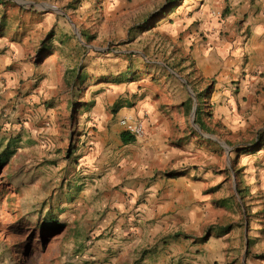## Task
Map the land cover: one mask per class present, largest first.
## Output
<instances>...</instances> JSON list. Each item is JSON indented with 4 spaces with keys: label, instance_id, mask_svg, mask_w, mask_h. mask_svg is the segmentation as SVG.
Listing matches in <instances>:
<instances>
[{
    "label": "crops",
    "instance_id": "0c3cea01",
    "mask_svg": "<svg viewBox=\"0 0 264 264\" xmlns=\"http://www.w3.org/2000/svg\"><path fill=\"white\" fill-rule=\"evenodd\" d=\"M170 1L179 3L174 9L171 7L169 13L163 10L159 16H152L150 9L141 7L148 0H32L28 2L31 8L0 4V110L7 103L27 104L32 120L39 126L47 123L45 132L38 129L35 133V136H46L41 137L46 140L41 142L44 143L42 148L49 145L50 151L57 150L56 145H50V139L58 140L59 114L63 112V116H67L72 104L69 93L75 89L78 74L82 79L86 75L82 71V61L87 57V53L82 52V35L89 37L93 44H83L85 50L109 56L115 51L101 54L105 48L98 47L109 45L121 36L136 42L137 33L159 29L165 31L167 40L174 44L177 53L171 60L180 64L184 74L191 75L193 68L189 64L193 62L195 73L189 82L194 86L193 80L200 81L197 94L202 96L201 103L205 98L210 100L213 121L234 136L247 137L248 146L253 145L258 134L264 132V0ZM100 2L104 11L98 30L93 35L83 33L82 16L96 13V4ZM11 11L22 12L23 21L12 25L10 18L7 19ZM171 14L176 15L171 17ZM27 19L32 20V25L25 26ZM107 30L112 39L103 36L102 32ZM124 56L116 55L117 58ZM141 58L146 61L143 55ZM106 78L93 79L99 97L93 99L89 107L88 103L84 105V133L79 139L82 164L99 170L102 162L107 165L113 162L124 166L125 172L132 170L133 184L125 190L132 201H144L148 216L162 223L160 228L165 227L169 239L184 238L198 246L195 237L179 231L213 226L214 232L203 245L208 246L213 233L221 230L222 234L217 237L222 240L223 250L230 239L233 248H240L241 230L235 229L234 224L221 222L235 223L236 220H231L234 216L230 213V197L217 195L221 189L214 187L217 183L208 185L209 176H214L211 168L205 169L202 179H197L201 181L194 183L191 172L184 173L175 167L174 160L179 154L165 142L172 138L185 140L187 134L184 118L182 114L177 118L173 111L177 105L169 102L167 90L160 89L157 80L150 82L143 75L128 70ZM87 88L91 89V83ZM204 89L208 97L201 93ZM180 102L178 106L185 108L187 100ZM122 119L143 122L145 139L124 144ZM177 125L182 127L175 132ZM141 157L145 158L142 165ZM237 163L241 189L250 193L246 202L259 203L254 210L258 212L264 205V144L254 153L239 155ZM229 170V166L226 171L222 170V176L228 175L223 179L225 182ZM108 175L113 177L111 173ZM184 199L191 202V209L183 213L179 206ZM184 219L189 224L184 226ZM227 227L230 229L226 230ZM177 234L183 236L175 237ZM244 237H247L246 230Z\"/></svg>",
    "mask_w": 264,
    "mask_h": 264
},
{
    "label": "rangeland",
    "instance_id": "374dc122",
    "mask_svg": "<svg viewBox=\"0 0 264 264\" xmlns=\"http://www.w3.org/2000/svg\"><path fill=\"white\" fill-rule=\"evenodd\" d=\"M2 1L8 7L31 8L28 2L32 0ZM169 1L148 0L141 7L150 9L152 16H159L163 10L169 13L171 7L179 3L170 4ZM102 3L96 4V13L82 16L83 33L93 35L98 30L97 25L104 11ZM21 15L22 12L16 14L11 11L7 19L10 18L12 25H16L23 21ZM28 21L25 26L32 25V20ZM70 21L76 25L71 17ZM102 33L106 39H112L109 30ZM137 36L139 40L136 42L128 41V36H121L109 45L96 46L105 48L104 52L100 51L101 54L115 51L112 55L101 56L83 48V44H93L89 37L82 35V52L84 55L87 53L85 61H82V71L87 76L83 75L82 79V75L78 74L75 89L69 93L72 104L67 116H63V112L59 114L56 126L58 140L50 139V145H56L57 150L50 151L49 145L42 148L44 143L41 142L46 140L41 137L46 136H35V133L38 129L45 132L47 123L43 119L39 126L32 120L27 104L7 103L0 110V155L7 148L17 151L0 165V264H264V205L254 212L260 204L251 200L246 202L250 193L241 189L240 166L237 163L239 154L233 151L238 146H248L250 140L245 136H234L221 124L215 123L208 98L199 104L197 93H200V81L193 80L194 86L189 82L195 73L194 64L190 61L193 70L191 75H187L180 69V64L171 60L177 52L174 44L167 40L165 31L151 29L146 33H137ZM117 54L126 56L117 58ZM134 54L137 57H132ZM142 55L146 61L142 60ZM137 66L140 68L136 70ZM127 70L143 75L150 82L157 80L156 85L167 90L169 102L177 105L173 111L177 118L181 114L184 118L186 139L172 138L165 145L176 149L179 156L174 160L175 167L184 173L191 172L192 182H200L197 179H202V172L211 168L214 176H209L208 185L217 183L214 187L221 188L217 195L220 198L230 197V213L234 216L231 220H236L235 223L228 220L221 222L234 224L235 229L241 230L240 248H233V240L230 239L226 242V250H223L222 240L217 237L222 234L221 230L213 233L208 246L204 243L197 246L184 238L182 241L169 239L165 227L160 228L162 223L148 216L144 201H132L125 190L133 184L132 170L125 172L124 166L113 162L112 165L102 162L98 170L80 161L82 151H79V139L84 133V105L88 103L89 107L93 99L99 97L96 80L93 79L103 81L112 73ZM88 83H91V89L87 88ZM205 89L201 93L208 97L204 94ZM184 99L188 103L185 108L178 106ZM189 99H192L191 103ZM195 103L198 107L201 105L205 112V130L192 123ZM189 106H192L191 110ZM180 127L177 125L175 132ZM139 161L142 165L145 158L141 157ZM228 166L230 175L225 182L223 179L228 175L222 176V170L225 168L226 171ZM108 173L113 177L110 178ZM179 209L183 213L189 211L191 202L184 199ZM54 220L60 223V228L54 229L49 224ZM182 224L185 226L189 222L184 219ZM212 227L200 226L179 232L200 241L214 232ZM245 230L247 237H244ZM251 230L253 234H250Z\"/></svg>",
    "mask_w": 264,
    "mask_h": 264
},
{
    "label": "trees",
    "instance_id": "16d2710c",
    "mask_svg": "<svg viewBox=\"0 0 264 264\" xmlns=\"http://www.w3.org/2000/svg\"><path fill=\"white\" fill-rule=\"evenodd\" d=\"M5 2L0 0V4H2ZM175 2L174 1H170V4H174ZM176 5H173L172 8L174 9ZM157 18V17H156ZM198 101H199V104H201V95L198 94ZM188 102H192V99H189ZM188 104V103H186ZM189 109L191 110L192 109V106L190 107L189 106ZM205 115V112L203 111V109L201 108V105L198 107V110H197V115H196V125H198L200 127L201 130H205L206 129V125L205 123L203 122V117ZM264 132H260L258 134V140L253 144V145H250V146H238L236 147L233 151L236 153V154H239V155H242V154H247V153H254L258 150H260L264 144ZM136 139L135 137H133L132 135L128 134L127 132H124L122 134V141L124 144H129V143H132L134 142ZM17 151L16 150H11L10 148L6 149L1 155H0V165L2 163H4L6 160L10 159ZM50 225L53 226L54 229L56 228H60L61 225L60 223H58L57 220H54V221H51L49 222ZM230 227H227L226 230H229ZM179 236H183L181 234H177L175 235V237H179ZM185 238H190V237H187L185 236ZM208 241V235L201 238L200 241H196V243H205Z\"/></svg>",
    "mask_w": 264,
    "mask_h": 264
},
{
    "label": "built area",
    "instance_id": "2783aa9c",
    "mask_svg": "<svg viewBox=\"0 0 264 264\" xmlns=\"http://www.w3.org/2000/svg\"><path fill=\"white\" fill-rule=\"evenodd\" d=\"M120 125L125 132L135 137L136 140H144L146 137V130L143 122H133L129 119H122Z\"/></svg>",
    "mask_w": 264,
    "mask_h": 264
},
{
    "label": "water",
    "instance_id": "95a60500",
    "mask_svg": "<svg viewBox=\"0 0 264 264\" xmlns=\"http://www.w3.org/2000/svg\"><path fill=\"white\" fill-rule=\"evenodd\" d=\"M194 96V95H193ZM197 108H198V106H197V104L195 103V105H194V107H193V111H192V123H193V125L195 126V127H197V125H196V123H195V121H196V114H197ZM228 151H230V150H228Z\"/></svg>",
    "mask_w": 264,
    "mask_h": 264
}]
</instances>
